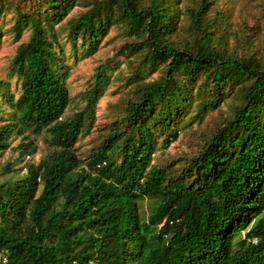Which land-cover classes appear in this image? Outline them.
Returning a JSON list of instances; mask_svg holds the SVG:
<instances>
[{
  "label": "trees",
  "instance_id": "16d2710c",
  "mask_svg": "<svg viewBox=\"0 0 264 264\" xmlns=\"http://www.w3.org/2000/svg\"><path fill=\"white\" fill-rule=\"evenodd\" d=\"M6 11L17 40L32 33L10 66L19 95L0 79V152L14 134L28 140L23 158L36 151L30 136L43 134L50 151L19 169L25 176H10L8 164L0 177V264H264V42L255 25L231 29L221 0H0ZM62 23L89 57L120 27L130 41L114 61L135 64L139 77H128L138 96L123 126L87 157L81 140L112 61L97 68L85 108L66 117ZM223 106L229 115L180 175L153 164L158 136L168 147L180 125Z\"/></svg>",
  "mask_w": 264,
  "mask_h": 264
},
{
  "label": "rangeland",
  "instance_id": "374dc122",
  "mask_svg": "<svg viewBox=\"0 0 264 264\" xmlns=\"http://www.w3.org/2000/svg\"><path fill=\"white\" fill-rule=\"evenodd\" d=\"M221 6L224 10L228 11L227 15L231 29L238 30L244 21L249 22L250 25L257 27L255 31L259 33L260 42H264V0H221ZM85 10L82 7L76 8L65 21L79 15ZM15 22L14 12L6 11L0 15V24L3 28V37L0 41V79L8 81L10 90L17 97L20 86L16 77L11 75L10 66L19 46L29 41L32 30L29 27L25 28L22 31L21 38L17 40L13 30ZM64 23L56 27L59 44L55 49L58 52L61 49L63 50V60L65 64L70 66L67 84L72 101L66 112V117H70L85 108L86 100L84 99V95L94 82L97 68L112 61L110 67L113 70L107 71L110 81L99 101L96 122L90 134L81 140L79 153L87 157L90 155L92 149L97 148L103 143L112 131L123 126L120 121L125 115L128 102L138 96L135 92L134 84L128 83V77L134 73L135 64H129L121 57L114 61L120 47L125 42L130 41L122 34L120 27H113L109 35L99 45L98 51L89 57L81 47H78L77 51H75L71 46L68 41V30ZM233 43L234 40L231 39V44ZM136 73L137 71L134 74ZM152 77L156 78L158 74H154ZM136 79L139 80L137 74ZM1 105L3 106V101L0 97ZM4 109L7 111L9 108L8 106H4ZM228 115V107L223 106L218 111L208 113L200 124L193 123L188 125L184 123L180 125V137L168 147H165L163 143L166 137L158 136V150L154 155L153 164L161 168H168L169 171L180 175L183 167L191 158L197 156L199 150L205 145L206 140L220 127ZM7 117V114L4 115V120ZM4 120H0V123ZM29 140L34 141L33 146L36 148V151L33 155L27 154L23 158L20 156V149L18 147L25 144L28 140H24L23 137L16 134L12 135L9 147L0 152V177L5 172V167L8 164H12L15 169V172L10 176H25L26 172L19 169H24L28 163H38L49 153L50 143L45 139L43 134L30 136ZM143 210H148L147 200L143 203ZM242 233L244 236L246 232Z\"/></svg>",
  "mask_w": 264,
  "mask_h": 264
}]
</instances>
